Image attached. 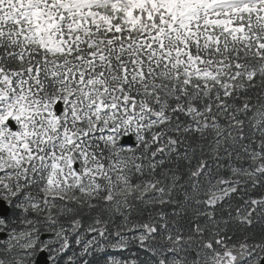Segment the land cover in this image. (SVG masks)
Segmentation results:
<instances>
[{
  "label": "snow or ice",
  "instance_id": "1",
  "mask_svg": "<svg viewBox=\"0 0 264 264\" xmlns=\"http://www.w3.org/2000/svg\"><path fill=\"white\" fill-rule=\"evenodd\" d=\"M0 264H264V0H0Z\"/></svg>",
  "mask_w": 264,
  "mask_h": 264
}]
</instances>
